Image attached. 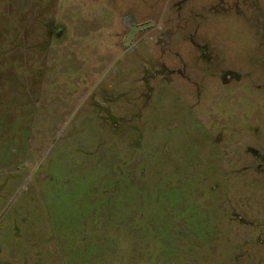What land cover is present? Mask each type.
Segmentation results:
<instances>
[{
  "label": "rangeland",
  "instance_id": "rangeland-1",
  "mask_svg": "<svg viewBox=\"0 0 264 264\" xmlns=\"http://www.w3.org/2000/svg\"><path fill=\"white\" fill-rule=\"evenodd\" d=\"M254 151L264 0H0V264H264Z\"/></svg>",
  "mask_w": 264,
  "mask_h": 264
},
{
  "label": "flooded vegetation",
  "instance_id": "flooded-vegetation-1",
  "mask_svg": "<svg viewBox=\"0 0 264 264\" xmlns=\"http://www.w3.org/2000/svg\"><path fill=\"white\" fill-rule=\"evenodd\" d=\"M165 11L163 12V14L161 15V17H160V19L158 21H156L154 18H151L150 21L143 22V21L137 20L135 18V15L132 14V13L126 15V18H124V21L122 22V25L124 26V29L127 30V32H126V35H125V38H124L123 42L120 45L121 48H122V50H121L118 58L114 61V63H116L117 61H119V59L122 56L130 53L131 51H134L136 44L138 42H140L142 40L143 36H144V35H141L142 32L154 31L155 29H157V30L161 31L162 34L167 33V30L165 29V26L163 25V17L165 16ZM144 25H148V26L146 28L141 29V30H138V31H136L135 33L132 34L133 28L140 27V26H144ZM54 27H53V29H54ZM60 32H61V28H58L57 30L53 31V33L55 34V36H59ZM121 35L122 34L115 35V36H116V38L117 37L120 38ZM129 37H130V39H129ZM113 45L115 46V45H117V43L116 42H113ZM162 64H164V63H161V65ZM164 66H165V64H164ZM164 66L161 68L162 71L163 70H166L167 71V69ZM178 70L175 69L172 72H179ZM106 73L104 74V76L106 75ZM160 74H161V72H159V71L150 72V70H148V72H146L145 75L143 76V79H144L145 84H146V93L145 94H147V93H149V94H148V97L146 96L147 99L144 98V95L145 94L143 95V93H142L140 95V97H142V99L144 98L143 99L144 101H143L142 104H140L137 101L140 98H138L137 95L136 96L133 95V90L134 89L130 90L131 91V92H129V94H131V100H130L131 102H130V104H131L132 107H135V108L141 107L142 109L147 107V103H149L151 101V99H152V97L154 95V91H155V89L153 88L154 85H152V84L154 83V81H156L158 78H160ZM149 76L152 77V82L151 83L149 81H146V78L147 77L149 78ZM103 77L100 78L98 80V82H96L95 86L92 87L91 91L85 96V98L83 100V103L85 101H88L87 103L94 102V98L99 97V90H100V88L98 89V87L100 86V83H101ZM142 105H144V106L142 107ZM104 110L106 111V116L103 119L100 118L99 119V123H100V127L105 131V135L107 134V137H109V138H115V139H117L118 137L119 138L124 137V135L122 134V132L124 130H121L120 129V125H119L120 119L119 120L118 119H115L112 116V114L109 112V110H106V109H104ZM112 120L113 121H116L117 123L114 125L113 124L114 122L112 123ZM102 129H101V131L103 132ZM132 145L135 146L137 144L134 141L133 142L131 141V145H128V146H132ZM255 153L256 154H259V155H257L258 156L257 157L258 159H259V157H261L262 159H264V153H262V151L259 152V153L258 152H255ZM257 166H259V167H256V170H257V172L260 173L261 172V169L263 167V163H259V164H257Z\"/></svg>",
  "mask_w": 264,
  "mask_h": 264
},
{
  "label": "water",
  "instance_id": "water-1",
  "mask_svg": "<svg viewBox=\"0 0 264 264\" xmlns=\"http://www.w3.org/2000/svg\"><path fill=\"white\" fill-rule=\"evenodd\" d=\"M147 26H148V25H144V26H140V27H135V28H133V32H132V34L135 33V32L138 31V30H141V29L146 28ZM129 39H130V37H129Z\"/></svg>",
  "mask_w": 264,
  "mask_h": 264
}]
</instances>
